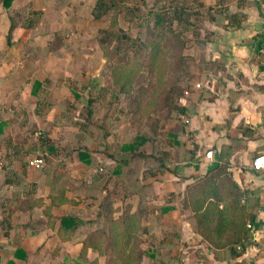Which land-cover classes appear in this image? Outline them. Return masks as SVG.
Returning <instances> with one entry per match:
<instances>
[{
	"label": "rangeland",
	"instance_id": "obj_1",
	"mask_svg": "<svg viewBox=\"0 0 264 264\" xmlns=\"http://www.w3.org/2000/svg\"><path fill=\"white\" fill-rule=\"evenodd\" d=\"M96 1L14 0L11 8L0 14V26L6 27L1 31L5 34L12 18L19 25L13 31L11 45L7 41L0 44V87L5 88V94L0 95V114L8 119L4 132L14 137V143L9 141V155L20 157V170L22 166H30V161L42 159L45 165L38 176L41 178L39 197L48 202L59 189L65 188L72 204L68 202L62 211L94 220L98 216V204L108 192H112L117 201L123 200L127 193L130 195L128 201L136 202L134 191L142 181L152 180L146 173L159 166L125 153L122 146L145 136L150 141L141 147V152L157 153L167 147L164 135L157 138L158 144L153 141L152 122L146 120V115L153 113L152 100L149 103L151 91L148 90L152 81L157 83L159 75L150 76L145 67L141 71L134 68L143 61L141 57L135 58L131 44L152 39L155 13L175 6L171 0H114L111 13L95 20L92 10ZM206 1L211 2L208 7L220 3L219 0ZM200 3L204 0L189 2L201 13L192 17L193 22L207 21V4L203 7ZM101 29L120 31L128 38L120 43L122 50H117V43L109 48L102 47L98 42ZM129 58L130 64H127ZM162 59H168V54ZM192 65L189 61L186 75L179 82L181 98L188 97L186 90L191 91L196 80L191 76ZM166 67L167 64H163L159 67L162 71L157 69L158 73ZM126 71L137 72L132 90L118 94L116 87L121 83L120 74ZM140 87L146 89L143 95L146 98L138 99V102L136 97ZM90 100L94 103H89ZM153 116L160 120L161 134L176 133L181 125L187 124L188 118L186 114L169 117L166 111ZM184 133L187 135V131ZM3 145L0 143V148ZM81 152L89 154L90 164L80 156ZM4 155L0 149V167H8ZM178 160L173 153L167 165L175 167ZM117 168H120L119 175L113 173ZM12 172L16 173L13 167L8 173ZM6 204L0 202L1 264L14 257L21 241L27 257L20 264H81L77 244L84 236L79 235L67 243L61 240L58 233L46 227V205L20 215L14 212V203L9 206L11 211ZM184 215L183 220H188V213ZM176 219V216L169 217L167 221L171 224ZM24 223L33 226L32 233L23 230L22 233H9L11 224L20 226ZM156 227L154 233H149L146 247L156 248L157 262L174 255L182 260L191 253L189 258L193 261L201 264L208 261L209 264L208 258L199 253L197 246L203 242L200 237V241L190 244L182 242V234L175 229L163 233L158 225ZM214 256L227 260L231 255L223 252ZM100 261L103 264V258ZM146 263L157 264L150 259Z\"/></svg>",
	"mask_w": 264,
	"mask_h": 264
},
{
	"label": "crops",
	"instance_id": "obj_2",
	"mask_svg": "<svg viewBox=\"0 0 264 264\" xmlns=\"http://www.w3.org/2000/svg\"><path fill=\"white\" fill-rule=\"evenodd\" d=\"M219 2L208 7L211 2L204 0L207 4V21H192L187 54L193 64L191 76L196 80L192 83L191 91L186 90L188 97L181 98L180 104L187 108V124L184 123L176 131L180 144L170 154L171 157L175 153L179 160L175 167L167 165L166 161L165 169L159 170L155 176H148L152 180L142 181L138 185L140 190L143 189L144 203L149 207V214L144 217L143 223L149 233H154L158 225L163 233H169L172 229L181 233L182 242L194 244L200 241L189 220H183L185 212L181 210V204L186 189L211 168L226 164L240 189L249 192L251 204L258 205L254 209L256 218L252 225V243L239 257L229 256L227 260L215 257V254L224 251L214 252L205 241L198 244L199 253L208 258L209 264H264V170L258 172L252 168L256 155L264 153V0ZM3 10L0 6V14ZM3 14L6 15V12ZM4 28L0 26V44L7 41L8 33L1 31ZM3 88L0 87V95L5 94ZM0 117L2 122L8 123L3 114ZM186 131L187 135L184 133ZM3 138L7 139L3 141ZM10 140L14 143V137L7 136L3 128L0 143L4 145L0 149H3L6 158L11 157V163L8 167H0V174L13 184L2 187L0 202L7 203L8 209L14 203V212L20 215L31 212L41 203L42 206L46 205V227L54 233H58L59 229L55 218L62 214H72L84 221L94 220L83 218L75 212H63V206L68 202L72 204L70 200L60 206H52L50 198L48 202L41 199L38 195L41 168L22 166L20 170V157L9 155ZM209 151L214 155L211 160L205 157ZM12 167L16 173H8ZM20 200L27 201L23 208L18 207ZM115 201L117 206L122 204V200ZM138 201L137 195L136 202H130L136 205ZM165 205L175 209L163 215L160 208ZM175 216V223L169 224L167 218ZM95 221L98 226L102 225L98 216ZM11 227L9 233H22V230L32 233L34 230L30 223L20 226L11 224ZM77 245L80 252V241ZM20 247L27 254L22 241ZM189 255L191 253L177 264H201L190 259ZM10 259L16 264L23 261L15 257Z\"/></svg>",
	"mask_w": 264,
	"mask_h": 264
},
{
	"label": "trees",
	"instance_id": "obj_3",
	"mask_svg": "<svg viewBox=\"0 0 264 264\" xmlns=\"http://www.w3.org/2000/svg\"><path fill=\"white\" fill-rule=\"evenodd\" d=\"M13 1L0 0V6L8 10ZM178 1L171 0L172 3H175L174 7H167L161 12L155 13L152 39L139 44L132 41L136 44H131V47L135 49V58L141 57L143 61L142 65L139 64L134 68L141 71L145 67L144 70L150 76L159 75L157 83L152 81L148 90L151 91L149 103L152 100L153 113L146 115V120L152 122L153 141L158 144L157 138L164 135L167 142L166 148L151 154L140 151L141 147L150 141L145 136H140L137 141L122 146L125 153H132L134 157L148 159L151 164H159L155 170L150 169V172L146 173V175L149 174L146 177L155 176L159 170L165 169V162L169 160L172 150L180 144L178 134L160 133V120L154 118L153 114L166 111L169 117H172L187 113V108L179 103L182 95L178 91V85L186 75L190 61L187 50L191 39L187 38V35L192 32V17H197L200 13L189 5L190 1L195 3L196 0H181L180 3ZM200 5L205 6L204 3H200ZM113 8L114 0H97L92 10V16L95 20H101L106 18ZM18 27L19 25L12 18L7 35L9 45H11L13 31ZM127 40L128 38H124L120 31L112 29L99 31L98 42L104 48H109L117 43V50L120 51L122 50L120 43ZM165 54H168V59L164 60L162 57ZM130 59L127 64H130ZM163 64H167L166 70L159 74L157 69L161 70L159 67ZM136 73V71L133 73L126 71V73L120 74L121 83L116 87L118 94L132 90V81L136 78ZM145 92L146 89L143 87L138 89L136 97L138 102L146 98V96L143 98ZM89 103L93 104L94 101L90 100ZM88 113L91 115L90 110ZM5 124L0 121V134L3 132ZM80 156L85 159L87 164L91 163L88 153L81 152ZM10 159V156L6 158L8 166L11 163ZM113 173L119 175L120 168L115 169ZM7 184H13V182L3 179L0 174V190ZM65 190V188L59 189L57 195L51 199L52 206H60L68 200ZM142 190L137 187L136 193L139 201L136 205L130 200L128 201L130 195L126 193L122 204L117 206L112 192H108L99 204L98 219L102 220L100 226L95 220L84 221L72 214H62L55 218L59 224L58 235L61 240L70 241L79 235L84 236L80 241L81 248L78 256L81 264H101L100 258H103V264H147V259L155 261L157 264H177L179 262L177 255L166 261L157 262L156 248L154 246L146 247L149 242V229L144 226L143 219L149 214V207L144 203ZM248 194V191H242L234 181L229 167L226 164H218L188 186L181 210L188 213L187 219L194 232L201 240L207 242L214 252H228L233 258H237L252 243V225L256 218L254 209L258 205L251 204ZM25 202L27 201L20 200L18 207L23 208ZM39 206H42V203ZM174 209L170 205H165L160 208V213L164 215ZM9 229L11 230L12 227L9 226ZM5 237H8V232L5 233ZM0 249L2 248L0 247ZM13 256L25 260L27 254L19 246ZM1 260L0 256V263ZM5 264L16 263L9 259Z\"/></svg>",
	"mask_w": 264,
	"mask_h": 264
},
{
	"label": "built area",
	"instance_id": "obj_4",
	"mask_svg": "<svg viewBox=\"0 0 264 264\" xmlns=\"http://www.w3.org/2000/svg\"><path fill=\"white\" fill-rule=\"evenodd\" d=\"M206 158L207 159H213L214 155L211 151L206 153ZM30 166L35 167V168H41L44 166V161L42 159H34L30 161ZM252 168L256 171H263L264 170V153H261L257 155L254 160L252 161Z\"/></svg>",
	"mask_w": 264,
	"mask_h": 264
}]
</instances>
